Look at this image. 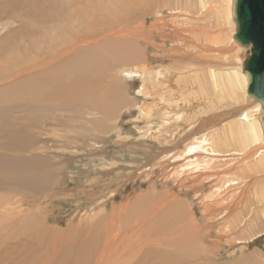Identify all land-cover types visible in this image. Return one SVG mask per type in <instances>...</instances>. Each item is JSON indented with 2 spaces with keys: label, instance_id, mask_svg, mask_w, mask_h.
Here are the masks:
<instances>
[{
  "label": "bare ground",
  "instance_id": "bare-ground-1",
  "mask_svg": "<svg viewBox=\"0 0 264 264\" xmlns=\"http://www.w3.org/2000/svg\"><path fill=\"white\" fill-rule=\"evenodd\" d=\"M35 1L40 3L42 0H0V27L1 30H6L3 35H0V61L11 63L18 61L20 64L26 63L29 66L31 64V66L34 65L32 69L44 68L36 71L30 78L0 91V125H5L4 135L0 136V184H11L16 188L24 187L31 193H38L45 189L53 168L49 170L50 173L46 171L48 165L53 164L51 161L54 159L44 154L43 141H40L42 137L40 127H45V124L49 123L46 121L54 122L57 118H65V116H72L73 119L74 116V121L75 117L79 118L80 124L83 123L84 127L87 124L90 126L89 123L93 122L94 127L92 124L91 128L98 130L100 127L97 123L100 121L98 116L109 122L113 118L112 116L110 119V106L115 107L116 104L123 106L125 103L120 90H114V94L110 92L112 87L125 88L127 79L138 80L139 88L136 94L145 95L148 90L153 89L151 85L161 82L165 74H172L163 66L158 74H154L144 59L136 54L135 44L142 43L140 40L142 33L124 26L128 19L119 14L129 9L133 10L131 16L135 15L136 10L159 14L164 11V7L174 8V2L171 0H109L110 4H105L104 0H45L48 4L37 7L34 6ZM177 8H183L186 12L194 14L202 22L200 25L213 35L201 34L196 37V40L201 42L203 52L206 54L205 58L211 63L202 69L198 66L183 64L176 74L178 77L181 76L183 84L177 91L181 96L187 91L193 100H197L195 107L178 108L177 97L174 95L159 98V101L169 105L168 113H163L164 120L168 123L164 128L173 133L180 121L187 122L183 130L190 133L186 135V138L183 137L185 141L180 144L181 149L171 158L176 160L171 171L172 181L181 185L195 174L197 178L193 180L205 178L208 181L206 189L201 188L206 190V193L200 198L204 202L201 200L200 202L204 203L206 206L204 211L207 210V212L210 208L209 203L221 198L223 194L229 201L237 195L238 199L232 207L233 213L220 221L221 232L223 231L221 235L225 234L231 239L234 238L235 243L241 239L248 242L255 241L264 231V124L262 121L264 112L260 103L246 93L248 75L243 72L242 67L249 49L239 46L233 39L236 30L235 0H176L175 9ZM147 21L148 18H145L144 22ZM100 26L103 28H99ZM97 28L99 30H96ZM99 31L104 38L110 39V43L103 45L100 43L102 40L95 39L93 41L95 48L82 50L80 44H87L86 34H91L88 38L91 37L93 40L94 33ZM183 32L187 31L183 30ZM95 36L98 37V35ZM114 39L128 43L119 44ZM192 46L193 49L196 48L195 44ZM41 59L45 61L39 63ZM113 62L125 68L121 73L123 77L118 82L111 83L112 86L107 92L97 93L96 86L99 79L110 73ZM177 108L181 113L173 117L175 115L173 111ZM18 109L21 112H18ZM194 109H198L195 110L196 113L192 111ZM37 112H43L44 117L38 116ZM151 112L153 111L143 112L146 119L151 117ZM16 114H23L24 120L30 121L23 129L21 128L22 130L16 129V127L20 128L16 125L18 122ZM27 114H30L29 118H26ZM44 118H46L45 124ZM28 125L33 126L35 131ZM44 127H42L43 131L46 130ZM114 128L117 129L116 126ZM57 131V134L54 131L53 134L63 138L64 135H59ZM66 131L67 134L73 133ZM176 132L178 133L177 130ZM56 137L53 138L56 139ZM66 140L70 142V139L66 138ZM208 159H212L209 162L210 165L207 162ZM21 203L16 197L0 198V238L13 226L12 219L20 215L24 216L20 210ZM181 204H177L175 211L180 212L179 221L182 219L181 214L185 216V222L181 220L183 223L180 225V230H183L184 226L187 235L185 236L183 231L169 239L164 238L163 235L164 245L161 248H170L171 252L146 251L140 253L144 255L135 259L134 264H198L197 260L200 259L201 254L209 255L202 238V231L198 229V219L192 211L193 203L184 204L185 206ZM153 210L152 208V212ZM235 212L239 213L235 214ZM210 216L209 213H205L206 218ZM29 222L27 221V228L31 224ZM119 223L118 220L108 221L107 234L112 230L115 232V224ZM20 229L23 228L20 227ZM34 231L31 232L35 234ZM107 237L108 235L105 238V246L108 249L115 247L119 240L118 233H114L112 242L110 237ZM90 239L91 237L88 238ZM92 243L91 240L83 244L81 252L71 250L70 253L62 249L61 251L64 252L62 257L68 259L72 256L71 264H87L94 254ZM179 244L189 246L187 248H190L191 252H187V248L184 247L182 252L185 253H180L181 251L176 247ZM193 245L198 251L193 249ZM128 247L130 246H124L121 250L126 252ZM137 255L139 254H134V256ZM130 256L131 254L125 257L127 261L116 258L115 264H130ZM244 260L243 264H264L258 256L247 255ZM63 264L66 263L63 262ZM199 264L212 263L206 261Z\"/></svg>",
  "mask_w": 264,
  "mask_h": 264
},
{
  "label": "rangeland",
  "instance_id": "rangeland-1",
  "mask_svg": "<svg viewBox=\"0 0 264 264\" xmlns=\"http://www.w3.org/2000/svg\"><path fill=\"white\" fill-rule=\"evenodd\" d=\"M171 1L174 2V8L164 7V11L159 14L136 10L134 11L135 15L131 16L133 10L129 9L119 15L128 19L124 26L142 33L140 38L142 43L135 44L136 54L144 59V62L149 65L154 74H158L162 70V66L166 67L172 74H165L161 82H155L151 85L153 89L148 90L145 95H138L136 94V90L139 88L138 80L127 79L125 88L112 87L110 89L111 83L121 80L120 78L123 77L121 73L125 70L122 65L113 62L110 73L102 76L96 86L97 93L107 92L110 89L111 93L114 90H120L123 94L125 101L123 106L117 104L115 105V107L118 106L116 108L110 106V119L112 116L113 118L108 122L98 116V120L100 119L97 122L100 124L98 130L91 128L92 124L94 127L93 122L92 124L89 123L90 126L87 124L84 127L83 123L80 124L79 118L75 117L74 121V116L73 119L72 116H65V118H57L54 122L53 120L46 121V123L49 122L47 124H45L46 118H44L43 122L46 126L42 127L46 130L43 131L40 127L42 131L40 141H43L44 154L54 159L51 161L53 164H49L46 169V171H49L52 167L54 168H52L51 173L49 171L52 176H49L47 186L41 192L31 193L29 189L24 187L16 188L11 184H0V198L16 197L19 199L22 202L20 210L24 215L12 219L13 226L8 229L7 233H3L0 238V258L3 261L0 260V264H41L44 261V264H50V262L51 264H63V262L71 264L70 260L73 257L70 256L68 259H64L62 257L63 253L65 251L71 253V250L81 252L83 244L85 245L91 240L94 254L93 258L87 261V264H115V259L118 257L127 261L125 257L129 254H131L129 257L130 264H134L135 259H139L144 255L140 253L146 251L171 252L170 248L162 247L166 248L165 250L161 248L164 245L163 237L173 238V236L181 233L180 231H183L185 236L187 235L183 224V230H180L181 223L185 222V216L183 217L181 214L182 219L179 221L180 212L175 211L179 203H182L183 206L187 203H193L192 211L195 212V217L198 219V229L202 231V238L209 251L208 256L205 254L200 255V259L197 260L198 264L206 261L212 264H243L244 257L247 255L251 257L258 256L264 261V231L257 236L258 238L255 241L249 240V242L241 239V241L235 243L234 238L231 239L224 233V235H221L223 231L221 232L222 224L220 225V221L225 219L228 214L233 213L232 207L238 199L237 195L229 201V199L226 200V195L223 194L221 198L209 203L210 208L207 212V210L204 211L206 206L201 203L203 200L200 199L206 193V190L201 188H205L208 182L205 178L193 180L197 178V174H195L191 178L192 180H186L181 185L172 181L171 171L176 160L171 158L181 149L180 144L185 141L186 135L190 133H186L187 130L185 132V129L183 130L187 122H179L178 128L173 131V133L176 130L178 131L174 137V134L170 133L171 131L168 132L169 129L164 128L168 123L164 120L163 113H168L169 105L159 101V98L174 95L177 97L178 108L195 107L197 100H193L187 91L182 96L177 91L183 84L181 83V76L178 77L176 74H178L183 64H190L193 67L198 66L202 69V67L211 63L209 59L205 58L206 54L203 52L201 42L197 41L196 37L201 34H213L200 25L202 22L199 21L198 17L186 12L183 8L175 9L176 0ZM34 3H36L34 4L35 7L48 4L45 0L40 3L35 1ZM104 3L110 4V1L104 0ZM145 18H148L147 22H144ZM101 27L103 28V26L99 28ZM99 28L96 30H99ZM183 30L187 32L185 33ZM4 31L6 30H1L0 27V35H3ZM90 35L86 34L87 44H80L82 50L95 48L93 42L95 39L102 40L100 43L103 45L110 43V39L104 38L101 31L94 33L93 40L91 37L88 38ZM95 35H98V37ZM114 41L119 44L128 43L119 39H114ZM192 44L196 45L195 49H193ZM2 61H0V91L7 88V86L16 85L30 78L36 71L44 69L42 67L32 69L34 65L20 64L18 61H12L13 64ZM40 61L38 62L43 63L45 60L41 59ZM120 84L123 83L120 82ZM178 108L173 111L175 113L173 117L181 113ZM150 110L153 112L147 120L143 112ZM195 110L198 109L192 111L196 113ZM17 111L21 112L20 109ZM37 115L44 117L43 112H37ZM15 116L18 118L16 125L20 127L15 126L16 129H23L30 122L24 120L23 114H16ZM29 117L30 114H27L26 118ZM28 126L35 131L33 126ZM115 126L117 129L114 128ZM66 130L73 133L67 134ZM53 131L55 133L56 131L59 132V135L63 134L64 137H56ZM4 132L5 125H0V136L4 135ZM181 134H183L182 137ZM184 136L185 138H183ZM53 137H56V139ZM66 138L70 139V142H66ZM212 159H208L207 162H211ZM205 177L207 178V176ZM210 179L214 180V178ZM152 208L154 209L153 212ZM171 209L173 210L171 211ZM205 213H209L211 216L206 218ZM238 213L235 212V214ZM19 218L20 221H18ZM103 219L104 223H102ZM117 220L120 223L115 224V232L112 230L107 234V222ZM23 221H26V223L24 224ZM27 221H30L33 226L29 222L31 227L27 225V228ZM96 224L97 226H95ZM20 227L25 231L29 229L26 232L27 234ZM30 230L32 232L35 230V234ZM40 230H44L42 231L44 234ZM39 233H42L41 236L38 235L40 237L37 236ZM114 233H118L119 240L115 247L108 249L105 246V238L108 235L107 238L110 237L112 242ZM42 235L46 236L43 237ZM89 237H91L90 240H88ZM184 244L188 245L186 242ZM180 245L176 246L177 249L181 251L180 253H185L182 251L186 246L182 244L181 248ZM124 246H130L128 251L123 252L121 250ZM172 249L177 250L176 248ZM193 249L197 250L195 245H193ZM186 250L191 252L190 248ZM32 253L33 256H31ZM135 253L139 255L134 256Z\"/></svg>",
  "mask_w": 264,
  "mask_h": 264
},
{
  "label": "water",
  "instance_id": "water-1",
  "mask_svg": "<svg viewBox=\"0 0 264 264\" xmlns=\"http://www.w3.org/2000/svg\"><path fill=\"white\" fill-rule=\"evenodd\" d=\"M236 24L233 39L249 49L242 70L248 75L247 95L264 112V0H235ZM264 124V116H263Z\"/></svg>",
  "mask_w": 264,
  "mask_h": 264
}]
</instances>
